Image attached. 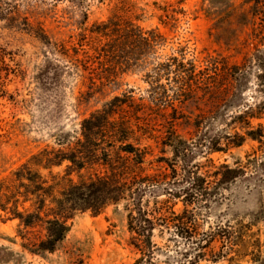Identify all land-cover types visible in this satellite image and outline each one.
<instances>
[{
    "label": "rangeland",
    "instance_id": "obj_1",
    "mask_svg": "<svg viewBox=\"0 0 264 264\" xmlns=\"http://www.w3.org/2000/svg\"><path fill=\"white\" fill-rule=\"evenodd\" d=\"M135 27L158 36L143 57L135 46L143 41L126 35ZM110 43L121 50L116 72ZM193 67L213 69L190 81ZM233 67L234 77L225 70ZM117 96L127 103L112 117L128 121L129 141L147 148V174L166 172L157 162L174 157L166 143L183 140L187 157L168 187L179 189L191 172L207 179L210 195H196L195 205L151 196L164 182L146 205L187 208L198 240L227 236L211 239L199 264H264V0H0V183L12 185L27 163L51 184L108 173L92 157L82 168L69 160L46 166V158L82 151L83 121ZM99 138L104 147L114 142ZM224 165L240 171L222 184ZM22 200L23 212L30 203ZM128 203L77 214L54 253L36 254L24 245L42 227L25 228L12 218L16 203L0 197V264H135ZM169 237L157 231L154 241L163 249ZM168 243L173 249L177 239ZM154 262L165 264L163 252Z\"/></svg>",
    "mask_w": 264,
    "mask_h": 264
},
{
    "label": "trees",
    "instance_id": "obj_2",
    "mask_svg": "<svg viewBox=\"0 0 264 264\" xmlns=\"http://www.w3.org/2000/svg\"><path fill=\"white\" fill-rule=\"evenodd\" d=\"M126 32V35L138 36L143 41L141 45H135L139 47L142 57L145 55L144 53L153 50L158 44V36L155 31H144L141 27H135L127 29ZM109 45L105 49V54L116 72L123 69L121 50H117L112 43ZM213 68L215 69L214 73L220 70L217 65ZM212 69L204 68L196 72L194 68L188 80L193 81L200 76L208 77ZM225 70L232 71L233 77L237 74V67ZM181 93L184 95L185 91ZM125 98L126 96L115 97L103 111H98L83 121L85 140L81 145L82 151L62 156L56 153L53 158L52 156L46 158V166H60L65 160H69L73 165L82 168L86 164L85 159L92 157L93 160L100 161L108 167V173L78 183H73L72 180L64 182L54 179V183L51 184L48 179L34 171L27 163L14 172L10 180L12 185L5 186V182L0 183V197L8 203L10 201L16 203L12 218L19 219L25 228L42 227L43 235L24 245L31 247L28 249L33 253H54L69 231V222L77 214L91 212L97 216L110 205L129 201L127 210L129 211V228L133 233L132 245L141 255L135 264H155V256L159 251L163 252L165 256V264H199L206 255L211 239H224L227 236L218 232L213 235V238L210 236L208 240H198L194 214L187 208L183 212L177 213L167 206L168 200L163 202V205H159L157 202L154 207L150 208L146 205L145 198L151 188L165 185L158 194L152 192L150 195L158 198L161 194H167L172 199H182L188 206L195 205L197 203L196 195L199 194L203 197L210 195L205 186L207 179L200 176L199 173L191 172L188 179L180 184L179 189L168 187L172 184L170 179L178 173L176 162L178 159L187 157L184 153L187 151L184 148L186 142L183 140H177L176 144L174 140L166 143L173 148L174 157L173 159L161 158L157 161L166 164L161 166L166 172L155 175L147 174V168L144 167L148 155L147 148H141L129 141L133 132L132 128L128 126V121H118L112 117L127 103ZM101 136L105 138L111 136L114 142L110 140L108 146L104 147L99 138ZM115 143L119 144L117 148ZM100 147L102 150L98 152ZM46 154L48 153L46 152ZM223 169L225 172H220L217 175L219 183L222 184L236 179L240 171L232 169L228 165H224ZM21 198L23 204L30 203L29 208L23 212L18 209ZM1 206L4 210L7 209L3 205ZM157 231L161 236L170 235L167 243L177 239L175 249H172L169 243H166L165 248L161 249L154 241ZM23 238L24 240L29 239L27 236H23ZM181 244L186 245L187 248L182 250Z\"/></svg>",
    "mask_w": 264,
    "mask_h": 264
}]
</instances>
